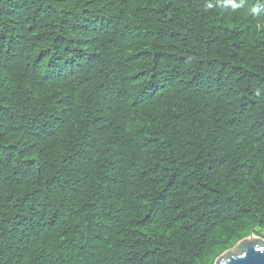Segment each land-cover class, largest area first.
Instances as JSON below:
<instances>
[{"label":"trees","instance_id":"16d2710c","mask_svg":"<svg viewBox=\"0 0 264 264\" xmlns=\"http://www.w3.org/2000/svg\"><path fill=\"white\" fill-rule=\"evenodd\" d=\"M0 0V264H215L264 239V0Z\"/></svg>","mask_w":264,"mask_h":264},{"label":"water","instance_id":"95a60500","mask_svg":"<svg viewBox=\"0 0 264 264\" xmlns=\"http://www.w3.org/2000/svg\"><path fill=\"white\" fill-rule=\"evenodd\" d=\"M255 238L254 242H250ZM235 254L237 251H239ZM215 264H264V240L251 236L242 240L234 250L221 255Z\"/></svg>","mask_w":264,"mask_h":264},{"label":"clouds","instance_id":"9594fccd","mask_svg":"<svg viewBox=\"0 0 264 264\" xmlns=\"http://www.w3.org/2000/svg\"><path fill=\"white\" fill-rule=\"evenodd\" d=\"M229 3L231 4V10L233 12H238V10L240 9H246V12L248 14L256 13L259 11L257 4L253 3V0H229ZM215 6L216 5H214L211 0H208V2L204 6V10L208 11L210 9H213Z\"/></svg>","mask_w":264,"mask_h":264},{"label":"bare ground","instance_id":"6f19581e","mask_svg":"<svg viewBox=\"0 0 264 264\" xmlns=\"http://www.w3.org/2000/svg\"><path fill=\"white\" fill-rule=\"evenodd\" d=\"M255 241V238H251L250 239V242L252 243V242H254Z\"/></svg>","mask_w":264,"mask_h":264},{"label":"rangeland","instance_id":"374dc122","mask_svg":"<svg viewBox=\"0 0 264 264\" xmlns=\"http://www.w3.org/2000/svg\"><path fill=\"white\" fill-rule=\"evenodd\" d=\"M263 240H264V239H263ZM234 249H235V248H234ZM234 249H233V250H234ZM238 252H240V250H239V251H237L235 254H237Z\"/></svg>","mask_w":264,"mask_h":264}]
</instances>
